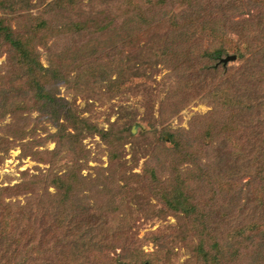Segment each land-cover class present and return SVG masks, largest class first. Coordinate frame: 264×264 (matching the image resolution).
Instances as JSON below:
<instances>
[{
  "label": "trees",
  "instance_id": "trees-1",
  "mask_svg": "<svg viewBox=\"0 0 264 264\" xmlns=\"http://www.w3.org/2000/svg\"><path fill=\"white\" fill-rule=\"evenodd\" d=\"M186 6L194 10L193 16H173L180 22L179 27L157 55L165 58L163 64L171 72L177 73L171 97H179L180 103L201 98L212 110L194 119L186 140L175 131L167 132L174 146H186L185 151H171L175 161L170 164V178H162L155 169L147 176L150 192L163 204V209L151 216L163 218L167 211L172 212L177 224L169 227L177 228L178 234L165 236L159 229L138 239L134 221L144 209L116 206L120 193L130 190L128 185L107 183L104 190L108 196L112 192V198L100 207L94 195L98 188L94 179L87 181L93 186L76 190L70 173L55 174L48 177L43 189L30 190L37 184L35 180L0 189V264H46L48 259L44 262L43 255H47L39 250L46 248H50L51 257L57 258L53 264H84V259L88 264H176L173 253L180 243L192 249L184 264H264V0H186ZM156 15L146 18L137 9L134 32L158 24L161 20ZM4 22L0 16V42L9 45L8 51L23 69L22 78L29 79L39 112L55 114L57 107V141L64 149L76 140V135L81 136L82 124L89 135H99L111 148L125 138L123 128L119 137L115 130L99 129L73 115L67 101L57 93L61 87L68 94L94 92L96 85L107 88V93H122L137 82L125 79L121 62H109L106 68L93 64L85 70V78L95 85L76 88L82 77L78 72H71L67 63H58L53 57L48 60L49 66H44L39 51L32 44L33 48L25 47L16 31ZM121 30L117 28L112 36L120 38ZM228 33L237 37L235 57L242 60L235 72H230L224 61L229 56H224L227 50L222 44ZM206 35L212 38L209 48L202 44ZM122 43L123 39L111 42L109 51L120 50ZM18 104L26 108L27 103ZM62 112L63 117H59L57 114ZM11 113L16 112L0 100V121ZM129 118L126 114L116 123L124 124ZM199 125H206L204 135H200L209 150L205 155L194 140ZM116 159L111 151L110 166ZM14 188L30 190L29 201L17 212L16 204L4 202L5 193ZM102 191L98 193L105 198ZM92 201L96 203L92 205ZM17 216L28 223L26 230H20ZM151 241L158 249L144 252L145 242ZM117 249L122 250L119 256Z\"/></svg>",
  "mask_w": 264,
  "mask_h": 264
},
{
  "label": "rangeland",
  "instance_id": "rangeland-1",
  "mask_svg": "<svg viewBox=\"0 0 264 264\" xmlns=\"http://www.w3.org/2000/svg\"><path fill=\"white\" fill-rule=\"evenodd\" d=\"M137 9L146 18L163 13L160 17V13L155 16L161 21L143 32H134L133 15ZM193 11L186 6V0H0V16L5 20L4 25L16 31L17 39L25 47L33 45L39 51L44 66H49L48 60L53 57L58 63H67L71 72H78L82 82L78 81L76 88L95 85L85 78L87 68L93 64L106 68L107 63L114 61L123 64L125 79L137 82L118 94L107 93V88L97 85L94 92L71 91L70 94L65 87L59 88L58 97L67 101L73 115L87 119L88 124H95L99 129L115 130L120 133H117L119 137L123 128L125 136L111 148L99 135H89L86 125L82 124L81 136L78 138L76 135V140L67 145L71 149H64L57 141L58 128L54 118L57 107L54 111L49 109L55 114L39 112L29 79L22 78L23 69L8 51L9 45L0 42V100L16 112L0 121V189L16 188L22 182L28 180L33 183L35 180L37 184L30 190H39L44 188L49 176L70 173L76 190L93 186L87 181L94 179L98 187L94 195L98 196L101 207L112 198V192L108 196L107 190H104L107 183L109 185L112 181L116 187L128 185L130 190L120 193L116 206L125 210L144 209L134 221L138 239L150 236L159 229L164 231L165 236L177 235V228L169 227L177 224L172 212L167 211L169 213L163 218L151 216L163 209V204L157 201V195L150 192L147 176L149 170L155 169L162 178H170V164L175 161L171 151H185L186 146L181 149L174 146L167 139V132L175 131L186 140V132L194 124V119L212 110L209 103L201 98L188 103H180L179 97L172 98L177 73L171 72L164 65L165 58L157 55L161 54L157 53L158 50L166 46L170 35L179 27L180 22L173 16L176 14L187 19L193 16ZM124 23L126 25L122 26ZM193 24L197 26L195 19ZM123 27L126 29L122 31ZM117 28L121 30L120 38L112 36ZM210 37L206 35L202 43L206 48L211 45ZM121 39L120 50L110 52L111 42ZM222 45L227 50L224 56L237 55V37L234 34L228 33ZM241 61L236 57L227 62L229 71L238 70ZM104 71L107 72V69ZM19 101H26V108L20 106ZM177 111L179 113L173 115ZM63 112L57 115L63 117ZM126 114L131 117L127 122L116 123ZM205 130L206 125H199L194 137L196 148L203 155L209 153L200 138ZM58 149L61 151L56 154ZM111 151L117 156L116 164L114 162L112 166L109 160ZM15 188L5 193L4 202L16 204L14 211L17 212L29 201L30 190ZM50 191L53 193L54 189L50 188ZM101 191L105 198L99 195ZM94 203L92 201L91 204ZM17 221L21 231L27 229L28 223L18 216ZM156 249L158 246L153 241L145 242L143 246L144 252L148 253ZM39 250L47 255H43L44 262L48 259L46 264H53L57 259L51 257L50 248ZM75 250H78V244ZM121 251L117 249L116 255H121ZM191 252L192 249L186 245L177 244L173 253L177 258L176 264H184ZM83 262L88 264V259Z\"/></svg>",
  "mask_w": 264,
  "mask_h": 264
},
{
  "label": "water",
  "instance_id": "water-1",
  "mask_svg": "<svg viewBox=\"0 0 264 264\" xmlns=\"http://www.w3.org/2000/svg\"><path fill=\"white\" fill-rule=\"evenodd\" d=\"M234 59H236L235 56H232V57L230 56V57L226 58L224 61L227 63V62L234 60Z\"/></svg>",
  "mask_w": 264,
  "mask_h": 264
}]
</instances>
